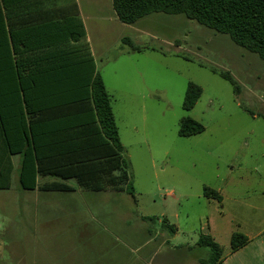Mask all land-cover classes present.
Returning a JSON list of instances; mask_svg holds the SVG:
<instances>
[{
    "label": "rangeland",
    "instance_id": "374dc122",
    "mask_svg": "<svg viewBox=\"0 0 264 264\" xmlns=\"http://www.w3.org/2000/svg\"><path fill=\"white\" fill-rule=\"evenodd\" d=\"M78 1L95 62L113 97L136 202L128 195L102 193L98 201L86 203L90 210L77 196L74 203L84 212L79 216L51 211L44 217L31 206L23 211L22 197L31 201L40 193L22 189L15 156L12 187L0 190V264L20 259L33 264L37 252L28 228L36 226L51 228L49 258L56 264H82L81 259L148 264V231L151 246L159 245L163 235L175 249L185 246L176 251L177 257L165 250L150 264H188L190 257H208L209 251L197 245L202 234L221 247L223 261L232 252L233 234L254 236L264 230L263 62L229 36L183 15L154 13L127 25L117 19L112 0ZM124 38L142 52L131 51ZM210 67L230 72L240 94ZM190 82L203 92L187 111L183 102ZM187 117L205 131L179 136L180 122ZM206 187L221 200L205 197ZM96 210L101 212L97 219ZM71 225L84 226L85 244H79L75 231L60 232ZM166 225L175 228L176 236Z\"/></svg>",
    "mask_w": 264,
    "mask_h": 264
},
{
    "label": "trees",
    "instance_id": "16d2710c",
    "mask_svg": "<svg viewBox=\"0 0 264 264\" xmlns=\"http://www.w3.org/2000/svg\"><path fill=\"white\" fill-rule=\"evenodd\" d=\"M61 1L0 0V190L11 189L13 158L20 156L18 180L24 190L114 191L136 201L113 97L95 69L82 23ZM112 5L118 20L127 25L154 13L183 15L229 36L258 55L264 66V0H112ZM123 43L133 52L143 50L130 39ZM210 70L240 94L230 72ZM202 92L190 82L183 108L192 110ZM204 131L202 124L187 117L178 134L190 137ZM49 176L57 181L38 183ZM204 195L221 200L208 187ZM166 227L175 233V228ZM249 242L235 233L231 251ZM198 246L209 251L200 264H221L222 249L210 236L202 234Z\"/></svg>",
    "mask_w": 264,
    "mask_h": 264
},
{
    "label": "crops",
    "instance_id": "0c3cea01",
    "mask_svg": "<svg viewBox=\"0 0 264 264\" xmlns=\"http://www.w3.org/2000/svg\"><path fill=\"white\" fill-rule=\"evenodd\" d=\"M62 5H65L66 7H68L71 10V14L74 15L75 17H78L79 21L82 23V26H83V29L85 31L86 38H87V41H88V44H89V47H90V50H91V53L93 56L95 69L98 70L97 64H96L95 59H94L93 51H92V48L90 46V41H89L90 36H89V32L87 29L85 19L83 18V13H82V8L80 5V2L78 0H62L61 6ZM71 21H72V18H71ZM75 25H76V23H75ZM17 157H19V163H18V166H19L18 172H19L20 164H21V157L20 156H17ZM13 161H14V159H13ZM14 166L16 169L15 162H14ZM49 178H53V177L49 176V177L39 178L38 183L40 185H42L46 182L57 181L56 178H53V180L50 181V180H48ZM71 182H69V184L73 187H76L75 182H74V185ZM25 191H29V190H25ZM33 191L34 192L38 191V193H40V194H36L34 199L31 200L32 201L31 205H30V203H31L30 199L24 195L21 199L19 208L22 209L23 211H25V210H27V208H29L31 206L33 208V210L36 208V212L40 213V215H43L44 217H48L50 214L49 212H51V211L61 212V213L63 212L64 214L71 213V211H72V214H75V216H79L77 214L84 213L74 203L78 199L77 196L79 197V199H82L83 201H85L84 206H85L86 210H90V209H87L86 203L91 202V204H93L92 203L93 201H98L100 199L102 193L109 194L111 196L112 195L114 196V194L116 196L121 195L120 197H122L123 195H128L125 193H118V192H114V191L90 192V191L81 190L79 188H75L74 191H70V192L41 191L39 189L32 190L31 192H33ZM90 193H95V194H91L92 195L91 197L85 196V195H88ZM93 195H95V196H93ZM128 196L131 197L130 195H128ZM1 201L2 200H0V202ZM3 205L4 204H1L0 206H3ZM96 206H98V205H96ZM111 213L113 215L112 210L110 211V214ZM96 214H97L95 216L96 219L101 216V212H99V211H97ZM107 215H108V212H107ZM142 220L147 221V218L143 217ZM79 221L81 222V219ZM83 228H84L83 225H80V226H78V225L72 226L71 225L68 227L66 226V227L60 228V232L68 230V231H75V232L79 233L80 235L77 238H78V241L81 242L79 244L83 245L88 240L87 236H85L84 233H82V231H81ZM50 230H51V228H49L47 226H36V227H29L28 228V232L31 234V237H32V246L35 249V251L37 252L36 254H34V259L32 260L33 264H56L53 258H49V254L51 256L52 251H53V242L51 241L52 237H50L48 235ZM148 233H149L148 239L145 240V244H144V246L146 248H148V251L146 252V256H147L146 260L148 261V264H150V262L154 256H157L161 253H164L165 250L168 251V254H173L174 258H175V257H177L176 251L181 250L180 248L185 247L184 245H180L178 250L175 249L177 247L174 244L170 243L167 237L165 238V236H167V235L162 236L164 240H162L159 245L151 246L152 245L151 231H148ZM176 234L177 233H174L173 236H176ZM247 237L250 239V242L247 245H245L243 248L239 249L238 251L231 252L226 258H224V260L222 261L223 264H264V230L260 231L259 233H257L254 236L252 235V236H247ZM197 245H198V243H197ZM81 260H80V262L82 264H93V262H92L93 260H89V259L88 260L81 259ZM199 260H200L199 257L195 256L194 258L190 257V259L187 260V262H188V264H200ZM71 263L73 264V262H71ZM1 264H5V263L1 261ZM17 264H24V261L20 259V260H18ZM99 264H101V263H99ZM106 264H108V263L106 262ZM161 264H164V263L162 262Z\"/></svg>",
    "mask_w": 264,
    "mask_h": 264
}]
</instances>
